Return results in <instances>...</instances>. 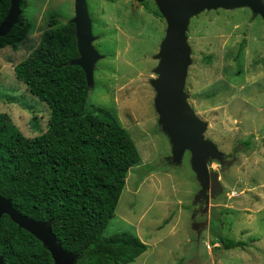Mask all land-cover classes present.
I'll return each instance as SVG.
<instances>
[{
  "label": "rangeland",
  "instance_id": "rangeland-1",
  "mask_svg": "<svg viewBox=\"0 0 264 264\" xmlns=\"http://www.w3.org/2000/svg\"><path fill=\"white\" fill-rule=\"evenodd\" d=\"M86 1L92 44L101 54L88 102L113 112L141 157L127 173L104 233L128 231L147 245L128 264H264L262 16L246 6L205 9L187 23L186 100L207 125L202 139L220 152L206 158L208 187L202 194L191 151L174 159L172 138L155 107L152 79L165 19L137 0ZM24 13L31 25L27 37L16 49H0V113L33 137L47 129L51 115L34 91L36 69L46 78L61 66L54 55L76 65L79 52L74 0H27ZM221 234L245 245L223 248Z\"/></svg>",
  "mask_w": 264,
  "mask_h": 264
},
{
  "label": "trees",
  "instance_id": "trees-1",
  "mask_svg": "<svg viewBox=\"0 0 264 264\" xmlns=\"http://www.w3.org/2000/svg\"><path fill=\"white\" fill-rule=\"evenodd\" d=\"M26 3L20 2L17 23L0 34V49H16L27 37L31 25L24 13ZM142 5L161 17L150 0ZM9 6L10 0H0V23ZM52 59L61 66L43 79L36 69L38 90L34 86L51 109L47 129L27 137L0 113V195L9 198L20 214L48 222L57 244L74 264H128L147 245L128 231L109 235L104 231L140 154L113 112L88 102L83 69L64 65L58 55ZM243 144L250 147L248 140ZM218 240L223 248L245 245L223 234ZM0 256L3 264H56L42 242L7 214L0 216Z\"/></svg>",
  "mask_w": 264,
  "mask_h": 264
},
{
  "label": "water",
  "instance_id": "water-1",
  "mask_svg": "<svg viewBox=\"0 0 264 264\" xmlns=\"http://www.w3.org/2000/svg\"><path fill=\"white\" fill-rule=\"evenodd\" d=\"M142 2L143 0H137ZM160 15L166 21L165 34L155 54L158 59L152 79L156 90L155 107L159 121L168 130L172 141V154L178 159L184 150L192 154V168L202 183V194L208 187L206 158L219 157L220 152L202 139L206 123L190 108L184 92V78L189 63V49L186 42L187 23L191 17L205 9H229L246 6L264 19V4L261 0H153ZM21 0H10L9 9L0 23V34L7 33L17 23ZM79 55L72 61L80 66L87 79H92L93 65L101 54L93 46L92 21L86 0H74V17ZM212 186V185H211ZM7 214L20 228L34 235L48 249L56 264L67 262L70 254L63 251L56 242L51 226L46 221L34 220L20 214L12 206L11 200L0 195V216ZM0 264H3L0 256Z\"/></svg>",
  "mask_w": 264,
  "mask_h": 264
}]
</instances>
